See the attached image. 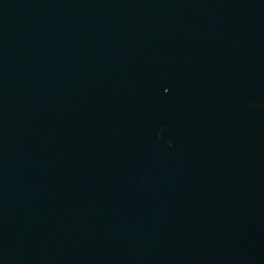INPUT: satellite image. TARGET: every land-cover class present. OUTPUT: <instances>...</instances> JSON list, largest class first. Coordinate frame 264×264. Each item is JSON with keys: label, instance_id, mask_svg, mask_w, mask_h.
Returning a JSON list of instances; mask_svg holds the SVG:
<instances>
[{"label": "water", "instance_id": "95a60500", "mask_svg": "<svg viewBox=\"0 0 264 264\" xmlns=\"http://www.w3.org/2000/svg\"><path fill=\"white\" fill-rule=\"evenodd\" d=\"M0 264H264V0H0Z\"/></svg>", "mask_w": 264, "mask_h": 264}]
</instances>
